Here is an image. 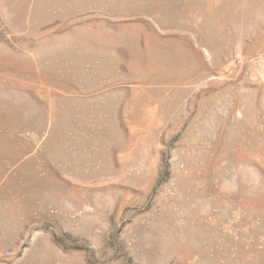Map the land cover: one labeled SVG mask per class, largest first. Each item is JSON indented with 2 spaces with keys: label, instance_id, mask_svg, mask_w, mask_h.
<instances>
[{
  "label": "rangeland",
  "instance_id": "1",
  "mask_svg": "<svg viewBox=\"0 0 264 264\" xmlns=\"http://www.w3.org/2000/svg\"><path fill=\"white\" fill-rule=\"evenodd\" d=\"M0 264H264V0H0Z\"/></svg>",
  "mask_w": 264,
  "mask_h": 264
}]
</instances>
